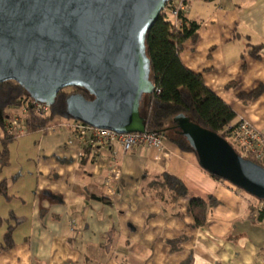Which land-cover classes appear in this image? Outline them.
I'll list each match as a JSON object with an SVG mask.
<instances>
[{"label": "crops", "instance_id": "0c3cea01", "mask_svg": "<svg viewBox=\"0 0 264 264\" xmlns=\"http://www.w3.org/2000/svg\"><path fill=\"white\" fill-rule=\"evenodd\" d=\"M185 18L198 29L182 43L184 65L235 110L234 124L246 120L264 134V93L252 102L238 97L264 85V0H194ZM12 112L22 132L7 164L0 156L7 190L0 193V264H264V217L194 153L166 139L163 151L84 148L71 139L72 121L25 132L24 110ZM114 161L122 175L110 197L105 181ZM166 173L182 180L187 197L153 186ZM211 196L218 204L197 226L189 200Z\"/></svg>", "mask_w": 264, "mask_h": 264}, {"label": "water", "instance_id": "95a60500", "mask_svg": "<svg viewBox=\"0 0 264 264\" xmlns=\"http://www.w3.org/2000/svg\"><path fill=\"white\" fill-rule=\"evenodd\" d=\"M171 0H0V82L14 80L52 106L66 86L74 120L116 131L145 132L142 94L151 95L145 31ZM180 133L211 175L264 202V166L243 157L220 134L178 115Z\"/></svg>", "mask_w": 264, "mask_h": 264}, {"label": "trees", "instance_id": "16d2710c", "mask_svg": "<svg viewBox=\"0 0 264 264\" xmlns=\"http://www.w3.org/2000/svg\"><path fill=\"white\" fill-rule=\"evenodd\" d=\"M185 15H180L183 26L177 29L167 14L162 12L152 26L145 31V54L150 61L151 79L161 89L159 94L148 95L149 101L145 115L149 132H155L172 142L180 150L192 152L197 156L186 137L180 133L178 122L174 120L175 117L178 115L189 116L199 125L228 139L230 132L228 127L235 125L237 114L228 103L205 84L200 74L193 72L182 62L180 57L182 43L190 37L195 39L198 29V25L195 22H189ZM257 48L260 47H255L252 51L255 56ZM67 88L70 91H67ZM263 93L264 85H260L249 93H240L238 97L245 102H252ZM76 94L87 99L92 98L89 91L82 86L63 87L57 92L55 103L51 106L52 116L44 118L38 115L33 105L35 99L26 88L14 80L0 82V133L2 134L1 146L3 147L0 156L2 164L8 163L9 145L19 136V134L9 132V127L14 120V114L11 113L13 109L25 107V132L47 130L56 118L76 121L70 117L67 111L68 97ZM246 158L264 166L263 161L252 156ZM212 176L222 180L215 175ZM152 184L155 187L157 184H161L169 188L174 193V199L188 196L186 185L173 174L166 173L163 181ZM0 193L6 195V182L0 184ZM217 204L218 200L213 196L207 200L202 198L189 200L188 210L197 226L207 224L209 210ZM257 216L262 219L264 214L260 213ZM12 230V227H9L5 236L7 246L12 243Z\"/></svg>", "mask_w": 264, "mask_h": 264}, {"label": "built area", "instance_id": "2783aa9c", "mask_svg": "<svg viewBox=\"0 0 264 264\" xmlns=\"http://www.w3.org/2000/svg\"><path fill=\"white\" fill-rule=\"evenodd\" d=\"M194 0H171L167 3L163 12L170 17L177 29L183 26L180 15L188 11ZM161 89L155 84L154 93L159 94ZM39 116L50 118L52 116L51 106L36 100H33ZM26 112V109H24ZM19 119L14 117L9 127V132L13 134H21V125ZM228 141L243 156H252L259 161L264 162V134L256 129L246 120H241L235 125H230ZM71 139L81 143L82 147H95L103 143H118L124 153L131 151L136 146H147L163 151L165 149V138L155 132H130L117 133L116 131L98 128L81 121H73L71 123ZM122 170L117 161L111 165V173L105 181V189L107 195L112 197L118 193V185L121 180ZM256 215L264 214V202L258 200L255 206Z\"/></svg>", "mask_w": 264, "mask_h": 264}, {"label": "rangeland", "instance_id": "374dc122", "mask_svg": "<svg viewBox=\"0 0 264 264\" xmlns=\"http://www.w3.org/2000/svg\"><path fill=\"white\" fill-rule=\"evenodd\" d=\"M168 18H170L168 16ZM67 91H70V89H66ZM65 90V91H66ZM148 96L146 94H142L141 97H140V111H142L143 113H146L147 112V105H148ZM20 109H25V107L23 108H20ZM11 111V110H10ZM12 113V111H11ZM25 113V111H24ZM13 114V113H12ZM24 117H25V114H24ZM1 137H2V134L0 133V145H1ZM16 144V141H13L10 143L9 147H11L12 145L14 146ZM227 182V181H226ZM229 183V182H228ZM230 185H232L230 183ZM234 188L238 189L240 192H242L244 195H246L249 199H251V202H252V207L253 209L255 210V206L258 204V200L256 198H254L253 196L249 195L247 192H245L244 190L240 189V188H237L235 187L234 185H232Z\"/></svg>", "mask_w": 264, "mask_h": 264}]
</instances>
